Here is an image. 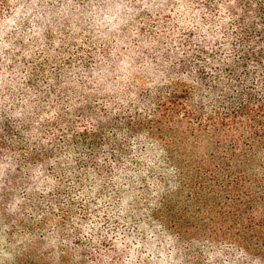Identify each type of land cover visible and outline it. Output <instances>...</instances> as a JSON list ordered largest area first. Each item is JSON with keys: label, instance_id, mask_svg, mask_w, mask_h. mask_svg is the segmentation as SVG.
<instances>
[{"label": "trees", "instance_id": "trees-1", "mask_svg": "<svg viewBox=\"0 0 264 264\" xmlns=\"http://www.w3.org/2000/svg\"><path fill=\"white\" fill-rule=\"evenodd\" d=\"M121 1L123 36L66 125L61 205L123 264H264V0ZM19 2L0 0V23ZM127 57L143 77L106 90Z\"/></svg>", "mask_w": 264, "mask_h": 264}, {"label": "rangeland", "instance_id": "rangeland-1", "mask_svg": "<svg viewBox=\"0 0 264 264\" xmlns=\"http://www.w3.org/2000/svg\"><path fill=\"white\" fill-rule=\"evenodd\" d=\"M110 5L20 0L0 23V264L125 263V255L115 259L93 248L99 239L86 231L93 227L84 215L68 217L55 190L64 187L60 158L66 125L77 120L73 108H79L80 95L98 85L91 82L95 55L123 36L125 26L110 11L120 15L128 6L121 0ZM136 69L135 58L122 60L106 90L143 77ZM156 168L176 186L173 166ZM128 200L140 218L154 207L139 193ZM75 219L85 224L82 231Z\"/></svg>", "mask_w": 264, "mask_h": 264}]
</instances>
